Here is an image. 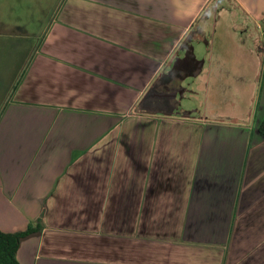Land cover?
<instances>
[{
	"label": "crops",
	"instance_id": "obj_1",
	"mask_svg": "<svg viewBox=\"0 0 264 264\" xmlns=\"http://www.w3.org/2000/svg\"><path fill=\"white\" fill-rule=\"evenodd\" d=\"M189 35L195 118L148 100ZM8 61L0 31V230L39 226L19 264H264V0H58Z\"/></svg>",
	"mask_w": 264,
	"mask_h": 264
},
{
	"label": "rangeland",
	"instance_id": "obj_2",
	"mask_svg": "<svg viewBox=\"0 0 264 264\" xmlns=\"http://www.w3.org/2000/svg\"><path fill=\"white\" fill-rule=\"evenodd\" d=\"M57 1L58 0H0L1 21L15 24L24 21L23 16L20 15L22 11L26 16H28V14L30 15V18H27L24 21L25 25L15 26L6 25L4 23L0 25V31L4 32V55L7 53V58L10 61H8L9 67H11V61L14 60L15 70L20 69L19 67L21 66L23 60L27 59L31 47L37 43V37L44 28L45 22L47 21V18ZM33 7L35 10H32ZM243 15L244 14L240 11V9L234 8L232 12H229V10H223L218 16L216 15V19L219 20L223 17L227 20L235 21L245 16ZM15 31L20 33L29 32L32 36H30L29 39L7 36V32ZM209 38L210 37L205 36V39L209 40ZM205 39L196 37L193 39L192 43L194 45L195 53L200 58H206L207 60L211 51V46H209V43L205 42ZM11 76L12 74L10 73V77ZM187 79H189V77ZM190 81H192V79ZM165 83L157 89L154 88L155 90L152 94H150L151 98L148 100L152 108H159L160 110H163L165 106L169 104L168 98L171 89H169L170 87L167 82ZM186 88L187 89H185L183 93V98L181 99L180 112L195 109L197 114L205 116L209 115L208 110L210 100L208 91L200 90L196 91L195 95H192L195 91L192 82L188 83ZM215 99L213 98V100ZM154 104L156 106H154Z\"/></svg>",
	"mask_w": 264,
	"mask_h": 264
},
{
	"label": "water",
	"instance_id": "obj_3",
	"mask_svg": "<svg viewBox=\"0 0 264 264\" xmlns=\"http://www.w3.org/2000/svg\"><path fill=\"white\" fill-rule=\"evenodd\" d=\"M189 35L185 38L182 49L184 53L182 57H177V59L172 64V67L168 71L167 80L170 82L171 92L169 93V98L173 99L174 107L169 108L168 111H164L166 114H180L186 117L195 118L199 117L200 114L193 110L182 111L181 110V99L183 98V93L186 89V85L193 81L194 77L201 71L204 58H200L194 50L193 39ZM201 38L205 39V36L202 35ZM205 42L208 43V40L205 39ZM189 77V79H187ZM165 79V78H163ZM192 79V81H190ZM190 82H189V81ZM150 91H147L145 96L150 94ZM145 98V97H144Z\"/></svg>",
	"mask_w": 264,
	"mask_h": 264
},
{
	"label": "trees",
	"instance_id": "obj_4",
	"mask_svg": "<svg viewBox=\"0 0 264 264\" xmlns=\"http://www.w3.org/2000/svg\"><path fill=\"white\" fill-rule=\"evenodd\" d=\"M221 19L225 21L221 29H228V26H225V24H227L228 21L230 22V20L223 17H221ZM235 26L239 27L237 25ZM216 28L218 29L219 26H216ZM229 28H231V26ZM212 30H214V28ZM258 132L264 138V117L258 125ZM38 227V225H29L27 229L19 232H3L0 230V264H19L16 258V251L20 239L36 231Z\"/></svg>",
	"mask_w": 264,
	"mask_h": 264
}]
</instances>
